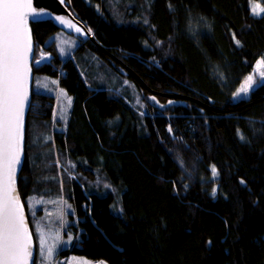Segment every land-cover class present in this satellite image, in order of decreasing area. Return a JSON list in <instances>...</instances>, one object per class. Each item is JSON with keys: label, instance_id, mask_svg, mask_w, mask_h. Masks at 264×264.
I'll list each match as a JSON object with an SVG mask.
<instances>
[{"label": "trees", "instance_id": "16d2710c", "mask_svg": "<svg viewBox=\"0 0 264 264\" xmlns=\"http://www.w3.org/2000/svg\"><path fill=\"white\" fill-rule=\"evenodd\" d=\"M66 2L91 38L31 23L34 77L73 96L63 109L32 92L18 189L36 264L53 208L66 210L63 256L264 264V80L233 95L264 55L251 11L264 0ZM62 30L78 39L66 59Z\"/></svg>", "mask_w": 264, "mask_h": 264}, {"label": "snow or ice", "instance_id": "6c2138e0", "mask_svg": "<svg viewBox=\"0 0 264 264\" xmlns=\"http://www.w3.org/2000/svg\"><path fill=\"white\" fill-rule=\"evenodd\" d=\"M251 11L253 15H261L264 7L253 3ZM42 12L34 7L33 0H0V264H29L33 257L23 205L16 195L15 174L21 160L23 110L31 71L28 65L32 52L28 17ZM56 18L66 22L63 17ZM256 68L264 69V57L256 62ZM255 74L254 71L247 76L233 95L247 93L254 87L259 82L254 79ZM258 75L264 80V70ZM211 171L213 176L217 175L215 166ZM46 244V239L41 237V264H50L49 258L55 252V243L45 248Z\"/></svg>", "mask_w": 264, "mask_h": 264}, {"label": "rangeland", "instance_id": "374dc122", "mask_svg": "<svg viewBox=\"0 0 264 264\" xmlns=\"http://www.w3.org/2000/svg\"><path fill=\"white\" fill-rule=\"evenodd\" d=\"M255 4H258V3H255ZM75 36L70 35L63 30L58 32L57 34H55L54 38L56 40V48L58 49V52L63 59H66L68 57H72L76 47L78 46V39ZM52 55H53V53L43 54L41 61H47V60L51 59ZM34 56H35V54H34ZM262 57H264V55ZM260 70H264V69H257L255 66L254 70L250 73V74H253L255 71L256 74L254 75V79L259 81V82L261 81V78L258 75V72ZM101 83L108 85V82H105L104 80H102ZM111 86H115L117 88H120V86L118 85L117 82L111 84ZM241 86H240V88H241ZM34 88L38 92L57 96V103L61 104V107L63 109L66 105L70 107L73 96L69 92H67L64 87H61L59 85L57 78H54L51 76H46V75H38V76L34 77L32 92H33ZM252 88H250L247 93H240L239 95L234 96V98H248L250 96V92H251ZM63 114H64V112H63ZM63 212H64V210H63ZM26 213H27V211H26ZM65 214H66V210L63 214H59L56 209H54V208L50 209L47 212V217H48V220H50L49 226L54 227V228L53 229L47 228L46 231L48 229H50V230H49L48 234H46V235H45L46 231L44 233L40 232V236L44 237L47 241V244L44 245L45 248L47 247V245H52L53 243H55L54 255L51 258H49L50 264H59L62 262L64 264H99V262H101V261L104 262V264H110L108 261H106L104 259H91V258H88L86 256L79 255V254H71L68 256H63L61 254V251L64 248L69 247L70 243H71V239H67L65 234H64ZM28 220H29V218H28ZM32 234H33V232H32ZM33 237H34V235H33ZM57 237H59V239H57ZM35 249H36V242H35ZM36 250H35L34 264H36V259H37Z\"/></svg>", "mask_w": 264, "mask_h": 264}, {"label": "water", "instance_id": "95a60500", "mask_svg": "<svg viewBox=\"0 0 264 264\" xmlns=\"http://www.w3.org/2000/svg\"><path fill=\"white\" fill-rule=\"evenodd\" d=\"M33 5L38 11L42 9L43 12L40 15H35V16L29 15L28 17V28L30 31V37L32 42V52L29 53L28 65L31 71L29 72L27 78V101L25 102L24 110H23V142H22L21 160H20V164L17 165L16 174H15L16 195L19 196L20 201L23 205V214L25 217V222L28 226V230L31 235V246H32L33 257L30 260L29 264H34L35 250H36L35 240L32 234L26 209L18 189V179L25 159L26 126H27L28 113L32 103V88H33V80H34L33 61L35 54V41L33 38L31 23L37 21H43V20H51L57 25H59L61 28H63L65 31L73 33L74 35L79 36L82 39L86 40L88 38H91L92 36L90 29L86 26V24L82 20H80V18H78L72 12L66 0H33ZM56 17H63L66 22L62 23Z\"/></svg>", "mask_w": 264, "mask_h": 264}]
</instances>
